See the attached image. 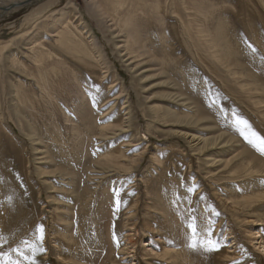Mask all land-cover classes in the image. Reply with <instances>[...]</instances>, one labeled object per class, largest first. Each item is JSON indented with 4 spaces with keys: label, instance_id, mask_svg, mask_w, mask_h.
Wrapping results in <instances>:
<instances>
[{
    "label": "rangeland",
    "instance_id": "1",
    "mask_svg": "<svg viewBox=\"0 0 264 264\" xmlns=\"http://www.w3.org/2000/svg\"><path fill=\"white\" fill-rule=\"evenodd\" d=\"M19 1L0 0V6ZM218 2L226 7L212 14L222 17L227 39L241 51L239 72H251L264 86V5ZM155 3L162 15L150 11ZM181 6L180 0H127L114 16L103 10L110 7L107 0H32L0 10V206L8 201L19 243L37 241L43 226L36 263L171 264L160 255L172 249L180 254L176 264H264V223L224 204L227 194L240 198L264 190V175H228L242 172L237 163L248 151L264 160L234 123L246 120V134L264 137V103L254 104L256 97H246L235 82L237 71L229 73L209 48L196 44V25L203 22L195 16L187 30ZM216 25L214 20L204 35L212 37ZM218 43L220 51L225 39ZM41 50L45 56L36 60ZM59 82L64 88L54 87ZM40 85L54 95L52 104L41 101ZM20 97L33 107H19ZM54 117L65 146L75 142L71 129L80 118L93 132L76 155L64 158L61 140L50 137ZM5 170L9 176L1 179ZM160 199L166 212L157 208ZM190 216L198 240L212 230L208 238L217 251L189 248ZM64 231L75 241L72 251L64 247ZM80 237L87 245L76 246ZM3 241L0 264H16L17 247ZM224 250L228 259L220 256Z\"/></svg>",
    "mask_w": 264,
    "mask_h": 264
},
{
    "label": "bare ground",
    "instance_id": "2",
    "mask_svg": "<svg viewBox=\"0 0 264 264\" xmlns=\"http://www.w3.org/2000/svg\"><path fill=\"white\" fill-rule=\"evenodd\" d=\"M110 3V7L107 8H103V10L105 11H112L115 16V13L118 15L119 12L123 11V6L124 4L127 2V0H107ZM150 1V0H147ZM152 1H156V0H152ZM262 5H264V0H259ZM20 2V1H19ZM205 0H180L181 3V8L186 12V15L189 17V20L187 22H185V26L186 29L187 25L192 23V18L196 16L195 21H201L202 23H198L196 25L197 27V35H198V41L196 42V44H202L204 48H209L212 51V58H214V60H218L221 61V64H223L224 68L226 71H228L229 73L234 74L235 73V77L234 80L235 82L238 81V83L240 84L241 87H243L242 89L245 91L244 95L248 98L251 97H256V101H252L254 104H263L264 103V86L261 82L258 81V79L249 71H243V72H239L240 70V62L238 61L239 54H240V49H237L234 42L230 41L227 39L226 36V30H225V21H223L222 17L220 15L216 16V19H214L213 17V12L214 9L213 8H225V4L222 5L221 7H219L217 4H221V3H217V0H209V2L212 3V5L210 4V6L208 5V7H205ZM17 3V2H14ZM10 4V3H9ZM7 5H2L0 7H5L8 6ZM155 7L150 6V11L153 10L154 14L158 15V11L160 13V15H162L164 13V9L161 8V6H159L157 3L154 4ZM15 9V8H14ZM179 9H174L172 10L173 13H175L176 15H179ZM209 13V15H208ZM127 14V13H126ZM113 15H112V19H113ZM128 15V14H127ZM129 16V15H128ZM124 22L126 23H130V18L131 16L127 17L124 16ZM180 17V16H178ZM216 20V28L214 27V32L212 34V37L208 38L206 36H209L208 33H205L204 30L209 28V25L213 23V21ZM242 24L244 26H246L247 29H251V28H255V25L248 23L246 21H242ZM190 28V26H189ZM205 33V35H204ZM133 35H131L132 37ZM256 35L252 36L249 35L250 40L253 43H258L259 41L255 38ZM70 39V35L69 33L66 31L65 36ZM128 37V43H131V41H134V38L132 37ZM221 39H225V43L226 45H222L221 50L217 51V48H219L220 43H218L219 40ZM70 43L73 46H76L78 48H81L78 43L76 42V40H74L72 38V41H70ZM127 44V43H126ZM127 45H124V49L127 48ZM36 47V44L33 46ZM42 51V50H41ZM132 52H134V48L131 49ZM36 53V51H35ZM39 56H35L36 60H42V58L45 56L43 54V51L40 53H36ZM49 58H51V54H49ZM216 58V59H215ZM50 60V59H49ZM41 63V66H47L45 65V63H43V61L39 62ZM49 69L53 72V74H57V69L55 67H52L49 64ZM237 69V70H236ZM241 77V78H240ZM54 87H58V88H64L62 86V83L59 82L57 84L54 85ZM40 88L42 90V97H44L41 101L45 104V105H49L52 104L51 101H49V98L53 97L54 95L49 93L48 95V89L46 85H40ZM19 91V89H18ZM17 91V92H18ZM17 94V93H16ZM15 97H18L17 95ZM17 104L19 105V107L28 110L29 108L31 109V107H33L32 104V100H30L29 98L26 97H20L17 101ZM35 111V110H34ZM54 115V113H53ZM57 118L54 117L53 118V126L55 128V133L53 135H51L50 137H55V139L57 140H61V143H59V145H64L63 146V157L64 158H68L71 157L72 155H76L78 150L77 148H83L84 144L82 142H85L87 139L91 138L92 135V131L90 130V127L86 126L84 122H82V118L79 119V122L76 123V125H74V129L72 128L71 130L73 131V137L75 142H73V144L69 146H65L68 143V140L63 136V130L62 127L60 125V123H56L55 124V120ZM69 121V119H68ZM32 128L33 125H31ZM33 131V130H32ZM222 136V134H221ZM78 137H82V139H78ZM83 140V141H82ZM70 142V141H69ZM247 152V151H246ZM118 155V154H115ZM68 162V160H66ZM70 164V162H68ZM239 165V167H241L240 169L242 170V172H235L233 171H229L228 175L230 176V178H247L249 176H254V175H264V160L261 159L258 156L253 155L251 152H247L245 154V156L242 157V160L239 161V163H237ZM66 167H68L67 165H65ZM125 171H128L129 169H124ZM6 176H9V172L8 170H5V174L2 172L1 173V179H5ZM11 187H15L13 184H9ZM172 185L174 186V191L175 192H179V185L180 182L179 181H175L174 183H172ZM240 199V200H239ZM164 200H159L156 205L158 206L157 208L159 210H163V212H166L165 206L163 205ZM224 204L226 206H228L227 208H229L232 212H239V216L240 213H244L246 210V217H252V221L259 224L264 223V213H262V209L264 207V190H252L251 193H247L244 194L243 196H241L240 198H236L233 195H226V198L224 200ZM83 203L88 202V200H86L85 198L82 200ZM252 211H250V205H253ZM256 207H259V209H255ZM8 208V201L3 199V205L2 207L0 206V209L2 210V212L0 214V241H3V239L7 240L8 243L10 244H15V246L17 247V253L20 255V252L23 251L24 253H26L27 248L25 247V245L23 243H19L17 242V237H18V233L17 231L19 230V225H17L14 222L13 219V214L11 212L7 211ZM249 210V211H248ZM8 213H7V212ZM262 211V212H260ZM167 216L164 217L165 220H167ZM255 218V219H254ZM251 219V218H250ZM262 221V222H261ZM251 222V221H250ZM251 222V223H253ZM259 231H257L258 233ZM9 236V237H8ZM60 236L67 241L66 247L68 249V247L70 248V251H72V247L74 246L75 241L71 240V235L68 233V231H64L63 234H60ZM258 236V235H256ZM8 238V239H7ZM262 240V239H261ZM87 245L86 243V239H82V237H80V239H78L77 247L84 243ZM260 243H263V245H261L262 249L264 250V241H261ZM63 252H69V251H63ZM71 254V253H70ZM68 254L64 253V256H67ZM220 256L222 258L228 259L230 257L229 253L227 250H224L222 252H220ZM161 258H164L165 260L169 259V263H175V260H177L180 257L179 253L173 252L172 249H167L162 255H160ZM16 261L18 262H24L26 263L27 261L20 255L19 258L16 259ZM38 264V263H36Z\"/></svg>",
    "mask_w": 264,
    "mask_h": 264
},
{
    "label": "snow or ice",
    "instance_id": "3",
    "mask_svg": "<svg viewBox=\"0 0 264 264\" xmlns=\"http://www.w3.org/2000/svg\"><path fill=\"white\" fill-rule=\"evenodd\" d=\"M251 48L252 46L249 45ZM255 51V49H252ZM236 127L239 129L240 134L244 137V139L252 145L254 148L257 149L262 155H264V137L257 136L256 133L251 132L250 134H246L249 132V126L248 122L246 120H241L237 118L234 121ZM187 228L190 232V243L189 248L195 250L199 244V247H201L206 252H213L217 251V242H214L211 240L210 237L212 230L209 228L207 229V237L203 240H198V225L196 223V218L194 216H190L189 222L187 223ZM38 237L37 241L33 242L32 244H29L27 241H25V245L32 251V255L28 256L23 251L20 252V255L28 262V264H36L35 261V255L37 254V249L43 250L42 241H43V226L40 225L38 227ZM15 250V249H14ZM4 264H10V259L4 260ZM16 264H19L17 261ZM234 264H238V262H234Z\"/></svg>",
    "mask_w": 264,
    "mask_h": 264
},
{
    "label": "water",
    "instance_id": "4",
    "mask_svg": "<svg viewBox=\"0 0 264 264\" xmlns=\"http://www.w3.org/2000/svg\"><path fill=\"white\" fill-rule=\"evenodd\" d=\"M32 0H24V1H21V2H17V3H11L9 4L8 6H5V7H0V10H2L3 12H6V11H9L11 9H14V8H17V7H20V6H23V5H26L28 4L29 2H31Z\"/></svg>",
    "mask_w": 264,
    "mask_h": 264
}]
</instances>
